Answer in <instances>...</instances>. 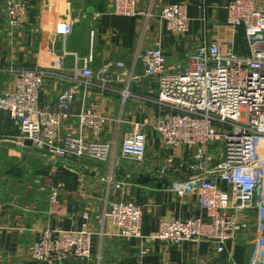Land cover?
Wrapping results in <instances>:
<instances>
[{
    "label": "crops",
    "instance_id": "obj_1",
    "mask_svg": "<svg viewBox=\"0 0 264 264\" xmlns=\"http://www.w3.org/2000/svg\"><path fill=\"white\" fill-rule=\"evenodd\" d=\"M20 1L29 6L23 27L9 23L8 2L0 0V94L13 88L21 71L43 70L39 108L57 111L58 96L75 89L71 115L60 124V136L94 140L93 130L82 127L77 114L95 102L106 117L98 139L110 141L112 148L105 162L75 155L50 157L26 143L10 114L0 110V264H37L32 247L41 231L79 230L84 224L92 234L91 255L62 264L134 262L143 250L145 264H264V228L256 224L264 211L242 214L249 229L222 252L206 241L171 245L145 238L162 221L188 219L203 211L195 194L182 193L174 185L184 172L160 173L170 158L185 160L189 149L167 147L156 132L167 108L158 103V78L146 74L140 55L159 47L169 65L182 67L188 52L204 43L216 40L225 51L226 41L234 36L227 24L230 0H136L142 12L136 16L113 14V0ZM176 3L188 7L186 33L171 31L158 16L163 7ZM66 22L73 26L71 33L57 34L56 25ZM236 39V52L248 54L241 30ZM89 57L94 77L86 85L78 69ZM136 126L148 137L141 162L121 155L124 138ZM114 201L142 208L144 238L118 234L107 216Z\"/></svg>",
    "mask_w": 264,
    "mask_h": 264
},
{
    "label": "built area",
    "instance_id": "obj_2",
    "mask_svg": "<svg viewBox=\"0 0 264 264\" xmlns=\"http://www.w3.org/2000/svg\"><path fill=\"white\" fill-rule=\"evenodd\" d=\"M6 2L9 23L23 27L29 6L20 0ZM113 6L111 12L116 15L142 14L136 0H113ZM227 10V24L234 29V36L226 41L225 51L216 40L204 43L188 52L187 64L182 67L169 65L159 47L140 55L146 74L158 78V103L167 108L155 126L156 132L167 147L184 145L189 149L185 160L170 158L160 173L184 172L174 185L182 193L195 194L203 211L188 219L162 221L147 239L171 245L206 241L222 252L229 241L249 229L250 222L242 214L264 211V0H230ZM158 16L171 31H189L184 3L163 7ZM72 29L68 22L55 27L56 33L64 36ZM240 30L249 51L246 55L236 52ZM91 61V57L85 59L78 69L86 85L94 77ZM60 63L64 65V60ZM45 75L37 69L18 73L13 88L0 94V110L10 114L24 140H31L36 149L50 157L75 155L108 161L112 143L98 139L106 123L101 106L94 102L77 114L81 126L93 130L94 140L61 137L58 129L71 115L75 89L58 96L57 111L39 108ZM147 138L136 126L124 138L121 155L143 161ZM52 201L58 202L56 192ZM107 216L117 225L119 235L144 238L139 205L110 202ZM256 224L264 228V217H258ZM91 236L87 224L79 230L41 231L32 247V260L37 264L85 261L91 255ZM146 253L143 250L134 262L122 264H145L142 258Z\"/></svg>",
    "mask_w": 264,
    "mask_h": 264
},
{
    "label": "water",
    "instance_id": "obj_3",
    "mask_svg": "<svg viewBox=\"0 0 264 264\" xmlns=\"http://www.w3.org/2000/svg\"><path fill=\"white\" fill-rule=\"evenodd\" d=\"M26 143H28L29 145H32V141L29 139L26 140Z\"/></svg>",
    "mask_w": 264,
    "mask_h": 264
}]
</instances>
